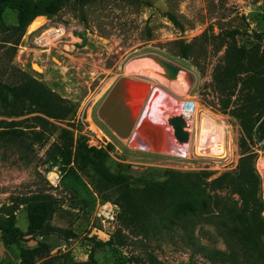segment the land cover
<instances>
[{
  "label": "rangeland",
  "instance_id": "obj_1",
  "mask_svg": "<svg viewBox=\"0 0 264 264\" xmlns=\"http://www.w3.org/2000/svg\"><path fill=\"white\" fill-rule=\"evenodd\" d=\"M148 2L147 7H129L115 1L98 5L86 12V22L70 8L51 18L38 17L25 29L11 61V44H5V40L10 37L11 41H16L19 34L0 32V71L7 69L10 62L12 67L35 77L77 105L74 119L63 125L56 124L48 143L33 142L32 130L27 128L28 125L18 129L26 132L25 138L20 135L16 140L13 135L7 134V129H0V209L3 205H10L13 197L41 191L53 194L63 204L51 222L60 232L47 237L24 238L22 245L30 253H39L42 257L69 254L76 262H86L94 250L95 259L100 264H131L129 260L133 257L139 259V264H191L192 256L197 252L188 245L187 233L175 222L159 220L151 237L132 228L127 229L121 222L115 230L106 229L96 218L98 205L105 201L114 203L104 200V197L113 199L117 191L105 185L97 188L94 173L78 165L74 159L70 165H65L59 157L58 160L49 158L52 145L61 136L60 126L76 136L81 131L92 147L107 149L109 165L114 173L161 181L168 170L210 171L217 177L236 168L241 157L242 130L236 118L220 111L214 91V70L222 63L224 55L220 37H217L225 31L239 30L240 45L251 47L258 44L264 54V0ZM168 13L176 17L179 25L170 21ZM4 22L10 28L16 26L17 13L6 10ZM50 31L55 33L54 40L48 45L42 44L40 40ZM180 41L192 45L189 59L177 55L174 43ZM146 55L165 58L185 69L190 76L192 89L185 100L198 103L199 109L192 130L193 150L189 157L131 149L128 140L120 139L98 117L105 97L114 82L125 76L127 65L133 59ZM135 64L140 65L139 62ZM145 69L144 64L138 66L142 74ZM153 77L158 80L156 76ZM151 87L153 90L161 89L178 103L184 100L159 83ZM202 117H208L224 128L227 150L224 157H207L197 153L194 143ZM1 120L11 122L21 119L0 117ZM254 150L258 155L256 169L262 178L264 201V174L260 166L264 161V142L255 146ZM175 208H178L177 204L173 205ZM16 218L17 227L27 233L29 222L26 208L20 207ZM189 229L193 240L202 245L226 249L212 224L197 220ZM119 230L125 244L115 242L114 249L104 245ZM5 247L0 233V264H22L20 249L11 247L18 256L10 255L8 260L3 255ZM30 261L38 264L40 258ZM193 263L210 264L199 255H195Z\"/></svg>",
  "mask_w": 264,
  "mask_h": 264
},
{
  "label": "trees",
  "instance_id": "obj_2",
  "mask_svg": "<svg viewBox=\"0 0 264 264\" xmlns=\"http://www.w3.org/2000/svg\"><path fill=\"white\" fill-rule=\"evenodd\" d=\"M115 1L129 7H147L148 0H0V32L19 34L16 41L10 37L5 44H11L10 61L14 58L25 29L38 17H54L66 8L77 12L86 22V12L98 5ZM6 10L18 15L16 26L8 27L4 22ZM167 17L179 25L176 17ZM92 29V28H90ZM239 30H230L218 35L223 49V60L213 74V87L219 100L220 111L236 118L242 130L240 159L236 168L217 177L210 171L182 172L166 171L165 179L152 181L114 173L109 165L107 149L92 147L81 131L76 136L67 128L60 127L61 136L52 145L49 158L70 165L73 159L84 169L94 173L96 187L102 185L117 191L115 198L109 196L120 208L119 222L130 229L151 237L159 220L175 222L187 233L188 245L210 264H264V201L262 199V178L256 169L258 155L255 146L264 142V54L258 44L251 47L238 42ZM177 55L189 59L192 45L175 42ZM77 113V105L62 97L50 87L8 65L0 71V117L21 119L0 121V129H7L8 135L16 140L26 132L18 130L23 125L31 129L33 142L48 143L52 128L71 122ZM70 127V125H68ZM40 128L39 131H35ZM177 204L178 208L173 209ZM26 208L29 229L23 233L17 227L16 213ZM61 200L51 193L34 192L11 199L10 205L0 209V233L8 248L20 249L22 264H34L32 258L39 257L38 264H100L92 250L88 261L76 262L69 254L44 256L30 253L22 242L27 236L47 237L60 232L52 226L54 216L62 209ZM197 220L212 224L223 240L225 250L213 249L193 240L189 234L190 225ZM115 242L125 244L122 231L116 232L104 243L114 249ZM98 245V243H96ZM131 264H139L133 257Z\"/></svg>",
  "mask_w": 264,
  "mask_h": 264
},
{
  "label": "bare ground",
  "instance_id": "obj_3",
  "mask_svg": "<svg viewBox=\"0 0 264 264\" xmlns=\"http://www.w3.org/2000/svg\"><path fill=\"white\" fill-rule=\"evenodd\" d=\"M54 37L55 33L50 31L40 40V42L48 45L54 40ZM137 62H139L140 65H146L144 74L138 71V66L140 65L135 64ZM181 72L177 71L173 64L157 55H146L135 58L127 65L124 70L125 76L145 79L152 86L159 83L179 98L184 99L178 103L170 99L161 89L154 88L153 90V87H151L150 97L145 103L144 109L139 116L136 128L128 139H124L129 141V148L144 152L154 151L161 155H173L176 157L190 156L193 150L192 130L196 125V112L199 108L198 103L187 102L189 100H185L189 97L192 88H190V79L188 78L189 75L186 70L182 68ZM153 76H156L158 80L154 79ZM172 88H174L176 92ZM185 91L187 93H185ZM132 102L133 100H131V103ZM128 104L129 103L125 106ZM169 114L172 115V117H178L182 120L184 135L188 136V142L181 143L174 137L173 127L166 122V120L168 121L171 119V116L168 117ZM196 137L194 144L199 155L216 158H222L225 156L227 151L225 145V130L218 123L208 117H202L199 124L198 135ZM260 166L264 174V161L261 162Z\"/></svg>",
  "mask_w": 264,
  "mask_h": 264
},
{
  "label": "water",
  "instance_id": "obj_4",
  "mask_svg": "<svg viewBox=\"0 0 264 264\" xmlns=\"http://www.w3.org/2000/svg\"><path fill=\"white\" fill-rule=\"evenodd\" d=\"M162 59L173 64L177 71L182 70V67L165 58ZM150 94L151 84L145 79L122 76L116 80L109 95L99 108L98 117L120 139H128L136 128L139 116ZM131 100H133V104ZM127 103L129 104L125 106ZM168 123L173 126L174 137L179 142H188V136L184 135L183 122L180 118H171Z\"/></svg>",
  "mask_w": 264,
  "mask_h": 264
},
{
  "label": "built area",
  "instance_id": "obj_5",
  "mask_svg": "<svg viewBox=\"0 0 264 264\" xmlns=\"http://www.w3.org/2000/svg\"><path fill=\"white\" fill-rule=\"evenodd\" d=\"M120 208L110 201L101 202L98 205L96 218L108 230H115L119 223Z\"/></svg>",
  "mask_w": 264,
  "mask_h": 264
},
{
  "label": "crops",
  "instance_id": "obj_6",
  "mask_svg": "<svg viewBox=\"0 0 264 264\" xmlns=\"http://www.w3.org/2000/svg\"><path fill=\"white\" fill-rule=\"evenodd\" d=\"M4 249H5V250H4V252H3V253H4L3 255H4V257L7 258L8 260L10 259V255H13V254H14L13 256H16V257L18 256L17 253L14 251V249H12V248H8V247H5Z\"/></svg>",
  "mask_w": 264,
  "mask_h": 264
}]
</instances>
